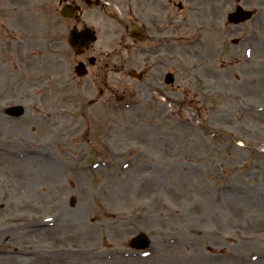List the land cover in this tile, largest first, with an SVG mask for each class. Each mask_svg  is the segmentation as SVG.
I'll return each instance as SVG.
<instances>
[{
  "label": "rangeland",
  "instance_id": "obj_1",
  "mask_svg": "<svg viewBox=\"0 0 264 264\" xmlns=\"http://www.w3.org/2000/svg\"><path fill=\"white\" fill-rule=\"evenodd\" d=\"M182 1L179 101L130 108L149 97L124 61L75 74L59 0H0V249L32 254L17 264H264V0ZM236 4L254 24L226 22Z\"/></svg>",
  "mask_w": 264,
  "mask_h": 264
},
{
  "label": "flooded vegetation",
  "instance_id": "obj_2",
  "mask_svg": "<svg viewBox=\"0 0 264 264\" xmlns=\"http://www.w3.org/2000/svg\"><path fill=\"white\" fill-rule=\"evenodd\" d=\"M65 1L72 6H79L71 18L65 19L72 21L73 26L79 25L78 29L83 31L79 35L81 43L90 34L89 31H85L86 29H90L94 36L93 42L86 46L84 44L78 53V61L84 64L88 72L99 75L96 71H100V67H110L124 61L122 65L126 64L132 70V82L131 85H127V92L133 96L139 95L144 90L149 97L148 100L135 99L128 103L129 107L144 106V102L151 103L152 106L164 104L156 96L149 94L150 90L158 95L161 93L166 95L167 89L171 88L174 90L172 98L175 102L179 101L180 86L177 83V75L181 71L180 61L183 58L182 36L187 38L186 35H182V27L185 26L181 19L182 8L185 5L182 4V0ZM199 2L206 1L193 0L186 6L191 11H195ZM201 21L202 18L197 20V25H201ZM228 32L227 28L226 35ZM202 41L203 30L197 28V34L191 41L192 45H197L191 49L185 46L186 51H191L188 53L192 54V60L197 59L198 55L200 58L204 56L199 48ZM243 45L250 49L251 55L252 43L246 42ZM206 59L211 60L212 56L210 58L207 56ZM94 68L95 71L92 70ZM187 76L191 77V75ZM191 78L197 82L202 77ZM209 79L205 78L206 81ZM111 89L116 90V88ZM100 93L102 94L103 90ZM104 102L111 101L104 100Z\"/></svg>",
  "mask_w": 264,
  "mask_h": 264
},
{
  "label": "water",
  "instance_id": "obj_3",
  "mask_svg": "<svg viewBox=\"0 0 264 264\" xmlns=\"http://www.w3.org/2000/svg\"><path fill=\"white\" fill-rule=\"evenodd\" d=\"M249 17V12L247 11H243L241 8L237 7L236 11L233 12V13H230L228 15V19L229 21H235V20H240V19H245ZM69 41L71 42V44L73 46H77L78 45V35L75 36L74 34H71L70 37H69ZM77 72L80 74L82 71H81V66H77ZM24 108L20 105H14V106H10V107H7L5 109V112H7L8 114H11V115H16V116H19L22 112H23ZM144 239L143 236H138L134 239V243L133 244H137L136 242H139L141 241L140 243L137 244V246H144L145 245V242L142 241ZM147 244V243H146Z\"/></svg>",
  "mask_w": 264,
  "mask_h": 264
},
{
  "label": "bare ground",
  "instance_id": "obj_4",
  "mask_svg": "<svg viewBox=\"0 0 264 264\" xmlns=\"http://www.w3.org/2000/svg\"><path fill=\"white\" fill-rule=\"evenodd\" d=\"M14 152L6 151V155H11ZM234 208H237V206H234ZM36 225V223L31 224V227H34ZM9 227H5L4 229L0 230V234H4L3 232H5L6 230H8ZM11 231V229L9 230ZM8 232V231H7ZM30 259L32 260V254L31 257L26 258L22 256L21 252H17V248H3L0 249V264H17L18 262H24L25 260Z\"/></svg>",
  "mask_w": 264,
  "mask_h": 264
}]
</instances>
